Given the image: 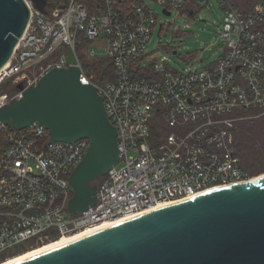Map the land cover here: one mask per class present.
<instances>
[{
	"label": "built area",
	"instance_id": "2783aa9c",
	"mask_svg": "<svg viewBox=\"0 0 264 264\" xmlns=\"http://www.w3.org/2000/svg\"><path fill=\"white\" fill-rule=\"evenodd\" d=\"M23 1L30 17L0 70V85L11 83L0 92V109L51 69L68 68L71 48L81 84L97 89L116 128L121 166L96 182L95 205L72 215L68 179L88 140L49 143V132L37 122L20 131L0 122V253L33 240L23 253L160 203L190 201L255 179L241 164L233 131L239 122L264 116V0L248 1L246 10L235 0H217L222 53L209 66L178 71L165 58L147 55L159 23L147 2L171 15L188 0H46L45 12L33 0ZM93 41L104 43L103 53L82 47ZM80 46L86 58L110 61L113 80L96 84L85 75Z\"/></svg>",
	"mask_w": 264,
	"mask_h": 264
},
{
	"label": "water",
	"instance_id": "95a60500",
	"mask_svg": "<svg viewBox=\"0 0 264 264\" xmlns=\"http://www.w3.org/2000/svg\"><path fill=\"white\" fill-rule=\"evenodd\" d=\"M45 12L46 0H33ZM169 16V12H163ZM23 0H0V70L9 62L29 21ZM68 68H53L19 100L0 109V122L14 130L33 123L48 132V142L89 146L68 182L74 215L96 203L97 179L118 161L116 128L103 99L81 84L71 48ZM19 264H264V175L203 194L101 230Z\"/></svg>",
	"mask_w": 264,
	"mask_h": 264
},
{
	"label": "rangeland",
	"instance_id": "374dc122",
	"mask_svg": "<svg viewBox=\"0 0 264 264\" xmlns=\"http://www.w3.org/2000/svg\"><path fill=\"white\" fill-rule=\"evenodd\" d=\"M147 5L157 14L159 23L163 25L161 30L159 23L155 27L148 44L147 55H153L156 60L165 58L166 64L171 69L178 71L209 66L222 53V42L218 39V26L222 20V10L217 0L204 2L188 0L179 13L173 11L170 16H164L161 7L155 2L149 1ZM193 8L194 15L188 16V10ZM103 45V42L93 41L85 42L82 47H91L96 52L103 53ZM80 48L81 46L77 47V52L80 51ZM10 88V81H5L0 85V92ZM120 166L121 162H118L116 167ZM263 175L264 170L251 176L258 178ZM101 180L102 177L96 182L100 183ZM71 196L72 194H70ZM30 245H33V240L2 251L0 261L28 249Z\"/></svg>",
	"mask_w": 264,
	"mask_h": 264
},
{
	"label": "trees",
	"instance_id": "16d2710c",
	"mask_svg": "<svg viewBox=\"0 0 264 264\" xmlns=\"http://www.w3.org/2000/svg\"><path fill=\"white\" fill-rule=\"evenodd\" d=\"M248 1L250 0H235V4L240 7V9L246 10L251 5L248 4ZM194 12V8L188 10V16H193ZM77 55L85 75L87 77H92L94 83L102 84L104 81L113 80L114 72L108 59H88L80 52H77ZM233 135V143L237 149V154L241 159L243 168L246 169L250 175L263 171L264 116L237 123L233 131ZM4 147L5 145L0 136V153L3 151Z\"/></svg>",
	"mask_w": 264,
	"mask_h": 264
},
{
	"label": "bare ground",
	"instance_id": "6f19581e",
	"mask_svg": "<svg viewBox=\"0 0 264 264\" xmlns=\"http://www.w3.org/2000/svg\"><path fill=\"white\" fill-rule=\"evenodd\" d=\"M206 193H208V192H206ZM206 193H204V194H206ZM184 202H187V201L183 200V201H177V202L160 203V204H158L156 206L150 207V208H148V209H146V210H144V211H142V212H140L138 214L132 215L130 217L123 218V219H120L118 221L103 223V224L98 225V226H96L94 228L87 229L85 231H81V232H78V233H75V234H72V235H69V236H64V237H62L60 239L54 240V241L49 242V243H45L43 245H40L38 247H35V248L30 249L28 251H25L22 254H18L17 256L8 258L7 260H5L3 262H0V264H19V263H22L24 261H27L29 259H32V258L37 257L39 255H42V254H44L46 252H49V251L54 250L56 248L62 247L64 245H67L69 243H72V242H74L76 240H79V239H81L83 237H86V236H89L91 234H94V233L99 232L101 230L113 227L115 225H118V224L130 221V220L139 218V217L144 216L146 214H149V213H152V212L164 209V208H168V207H171V206H174V205H177V204H181V203H184Z\"/></svg>",
	"mask_w": 264,
	"mask_h": 264
}]
</instances>
